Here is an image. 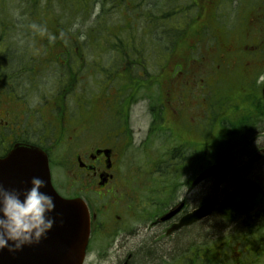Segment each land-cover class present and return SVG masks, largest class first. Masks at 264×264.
Masks as SVG:
<instances>
[{
    "label": "trees",
    "instance_id": "16d2710c",
    "mask_svg": "<svg viewBox=\"0 0 264 264\" xmlns=\"http://www.w3.org/2000/svg\"><path fill=\"white\" fill-rule=\"evenodd\" d=\"M144 1L1 0L0 6L4 7L5 11L4 16L0 15V32L5 35L2 36L4 41H0L2 66H17L16 70L24 66H37L35 70H27L35 71L36 77H20L23 85L16 80L18 88L25 89L29 94H38L35 89L43 84L47 86L44 88L46 95L59 96L58 98L75 96L82 98L84 104L94 107V102L110 101L112 97L118 102L122 98L118 105L119 108H125L123 105L129 104L131 97H135L142 87L150 90L155 87L150 84L143 86V83L138 82V77H134L133 66H144V63H148L147 68L158 67L166 70L168 67L160 63L159 38L151 34L145 37L143 31L141 33L143 16H139L138 21L134 19L133 10ZM147 2L149 7L151 0ZM96 10H99L101 15L94 21ZM125 12L130 15L128 23L120 18ZM153 23L152 25L158 26L156 22ZM150 29L151 32L155 31L154 27ZM123 36L126 39L125 44ZM6 39L8 41L5 42ZM164 60L165 58L162 59ZM21 70L16 71V79ZM82 70L83 83L80 91L82 81L78 75ZM169 86L166 82L158 86L161 95L162 92L167 95L165 89H169ZM228 95L216 92L214 98L228 102L231 100L225 99ZM197 106H207L208 110L213 111L209 99L206 102L198 99ZM161 109L160 107L159 110ZM255 112L264 118L262 102L255 105ZM257 126L243 130L241 123L226 127L228 133L225 137V134L221 137L213 134L208 144L197 148L199 150L195 158L187 162L186 166L179 167L177 173H184L186 170L198 172L204 168L205 161L212 164L233 158L235 153H239V157L244 156L248 151L246 144L244 145V137L256 135L260 131ZM174 177L175 174L172 173L169 182L173 181ZM167 188L166 196L161 198L163 206L171 201V194L175 192L171 182ZM232 191L230 196L218 203L216 220L212 223V226L216 225L214 237L208 240L205 234L198 232L199 230L195 233L192 232L193 229H188L182 239L186 236H198L197 238L203 239L180 252L174 264L175 261L177 264H264V227L263 224L253 225L258 220L250 214L251 211L261 208L260 203H264V191L248 183L234 187ZM262 208L264 210V204ZM244 215H248L249 222H241ZM262 218L264 219V212ZM245 224L248 227L246 233ZM229 228H233V231L240 228L242 232L226 236L225 231ZM240 236L249 237L250 240L241 245L238 240ZM228 237L231 238L230 242ZM252 239H258L259 242L256 243ZM146 261L147 256H139L137 262V256L134 255L131 264L150 263Z\"/></svg>",
    "mask_w": 264,
    "mask_h": 264
},
{
    "label": "flooded vegetation",
    "instance_id": "af4514ba",
    "mask_svg": "<svg viewBox=\"0 0 264 264\" xmlns=\"http://www.w3.org/2000/svg\"><path fill=\"white\" fill-rule=\"evenodd\" d=\"M146 4L147 0L138 4L136 12L147 14ZM153 4L165 5L164 1ZM174 5L177 7L174 16L166 19L173 26L161 27L159 32L162 39L172 40L170 55L161 62L162 66H168L162 70L161 82L170 85L165 89L161 126L174 130L179 139L190 140L195 120L194 95L207 82L216 88L234 81L235 89L243 97L261 101L260 86L254 80L264 68V0L167 1V6ZM16 67L0 66V158L6 157L17 144L35 145L48 154L52 165L64 168L73 179H89L98 192L114 182L119 186L125 153L132 150L131 134L134 137L136 134L132 128L136 118L133 111L117 112L121 118H113L111 131L95 137L90 120L79 124L76 119L70 120L66 112L56 115L57 100L46 95L44 101L38 102L42 97L18 88L16 80L23 85L20 77H36L35 71L27 70H35L37 66L18 70ZM146 113L151 117L140 146H152L156 137L155 112ZM80 193L89 195L84 189ZM116 220L111 222L108 213L104 214L95 228L118 229L120 217ZM127 262L126 258L122 264Z\"/></svg>",
    "mask_w": 264,
    "mask_h": 264
},
{
    "label": "rangeland",
    "instance_id": "374dc122",
    "mask_svg": "<svg viewBox=\"0 0 264 264\" xmlns=\"http://www.w3.org/2000/svg\"><path fill=\"white\" fill-rule=\"evenodd\" d=\"M99 11H95V15L98 14ZM95 17L93 20L95 21ZM123 44H125V37H122ZM121 66H125L123 63H120ZM83 73V72H82ZM82 81L83 78L81 77ZM101 80V78H100ZM43 86V85H42ZM47 87H41L42 90ZM159 88L155 87V93L152 90H142L137 94V97L140 99L139 105L143 106L145 111L148 106V101H146L147 97H151L152 95H158ZM213 101L217 102L218 109L215 115L211 113H207L208 117V125H210L213 130L218 131L220 129V121L222 119H231L236 123V126L243 123L244 121L253 122L255 119V115L252 109H250L245 102L237 98H231L228 102H224L219 98H212ZM101 105L97 104V107ZM207 106L204 107L206 109ZM139 112L137 115H133L137 117L133 121V129H135V137H134V145L139 146L144 141L145 132L150 120V114L146 112H142L140 108H136ZM147 124L143 129V122L145 119H148ZM258 135L252 134L249 137H244L246 147L248 151L245 153L248 154L253 148L259 147V144H264V137L258 139ZM157 148V146H156ZM239 153H235L232 160H234V168L231 173L227 176L225 184L222 186V193L219 196V200L226 199V197L230 196L231 188L239 187L243 183L253 184L257 186L259 189L264 191V156H261L253 165H248V158L244 155L239 157ZM129 157L131 159L132 168L129 170L134 172V178L142 175V172L145 173V169L142 166H139L141 160L144 157L142 149H136L129 153ZM56 171L53 172L55 175L54 185L60 192L64 193H72L68 190L67 184L68 181L64 175V173L58 167H54ZM128 170V171H129ZM157 177H155V182H147L148 179H145L144 182H136L131 186V190L128 188L122 189V192L116 195L115 205L116 212H110L108 217L111 218V222H115L116 217L121 216L118 222H121L120 235L109 244V238H105L103 233L96 234L92 242V252L89 255L87 264H116L118 260H122L123 257H127L128 254L136 255L137 262L139 261V256H147V263L149 264H174V260L178 258L180 252L185 251V248L190 245H194L203 239L193 238L192 236H186L182 239V236L186 235V231H181L177 233L169 232V226L171 227L174 222L171 223H163L159 225H154L153 221V212L155 211L152 208H148L146 206V197L152 195L151 192L154 190L158 184L156 182ZM252 182V183H249ZM209 182L198 186L194 191L189 192L187 190L177 191L175 193V198L173 201L175 203H179L183 200V198L192 199L191 207L194 208L195 204L198 203L200 199H205L210 193L209 190ZM61 185V187H60ZM159 185L165 186L167 183L162 181L159 178ZM134 190V191H133ZM74 192V191H73ZM211 194L213 195V190H211ZM264 194V193H263ZM87 199H89V195L91 202L98 207L105 204L108 199L99 198V196L95 192L89 193V195L84 194ZM153 198H157L156 194L152 195ZM84 198V197H83ZM114 201L109 202L113 204ZM261 208L259 210H253L250 212L251 215H254L255 218L260 219L263 216V208L262 205L264 203H260ZM114 205V204H113ZM183 206V210L185 212H189L191 209ZM157 210H161L163 207L161 205L156 206ZM165 207V205H164ZM256 211V212H255ZM215 216L203 224H201L198 228L193 229L192 232H201L205 237H208V240H211L214 237V229L216 227L212 226V223H215ZM177 216L175 219L171 221H177ZM248 215H244L241 218V222H249ZM261 221V219H260ZM239 224V221L237 222ZM243 224V223H242ZM264 224V223H263ZM246 224L244 225L245 228ZM191 232V231H190ZM226 236H231L234 234H239L242 230L239 228L236 231H233V228H229L225 231ZM207 233V234H206ZM197 238V239H196ZM195 239V240H194ZM191 241V242H189ZM177 264V261H175ZM137 264V263H136Z\"/></svg>",
    "mask_w": 264,
    "mask_h": 264
},
{
    "label": "water",
    "instance_id": "95a60500",
    "mask_svg": "<svg viewBox=\"0 0 264 264\" xmlns=\"http://www.w3.org/2000/svg\"><path fill=\"white\" fill-rule=\"evenodd\" d=\"M229 169L230 163L224 161L211 167L207 174L215 176ZM33 176H40L48 182L42 191L54 199L55 209L50 215L56 218V223L39 244L25 246L17 252H9L7 248L0 250V264H83L90 236V214L86 204L81 199H64L55 191L47 158L42 153L33 149H17L0 160V184L6 188L23 190L30 187L29 181ZM215 206V201L204 204L183 217L175 229L211 215Z\"/></svg>",
    "mask_w": 264,
    "mask_h": 264
},
{
    "label": "clouds",
    "instance_id": "9594fccd",
    "mask_svg": "<svg viewBox=\"0 0 264 264\" xmlns=\"http://www.w3.org/2000/svg\"><path fill=\"white\" fill-rule=\"evenodd\" d=\"M29 183L30 187L23 190L0 184V250L17 252L39 244L56 223L50 215L55 209L54 199L42 191L48 182L33 176Z\"/></svg>",
    "mask_w": 264,
    "mask_h": 264
}]
</instances>
